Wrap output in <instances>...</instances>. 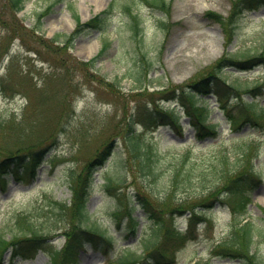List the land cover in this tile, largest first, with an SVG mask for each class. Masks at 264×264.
I'll use <instances>...</instances> for the list:
<instances>
[{
	"label": "rangeland",
	"instance_id": "374dc122",
	"mask_svg": "<svg viewBox=\"0 0 264 264\" xmlns=\"http://www.w3.org/2000/svg\"><path fill=\"white\" fill-rule=\"evenodd\" d=\"M149 1L24 0L22 10L15 12L7 0H0V151L29 146L46 150L30 183L16 181L10 173L0 176L6 187L0 189V236L8 239L18 233L17 217L39 218L44 196L69 202V171L82 175L87 164L110 145L111 155L93 171L87 202L86 227H97L102 237L91 239L84 229L77 230L84 243L77 264H116L128 252L139 256L140 241L152 235L156 243L141 264L206 260L209 264H264L263 148L256 159L261 181L250 191L244 217L256 222L262 237L252 248L254 258L235 259L213 252L233 223L228 201L216 203L206 216L189 217L185 211L168 218L169 205L159 201L167 177L160 175L155 181L159 186L148 187L150 182L139 179L132 169L123 139L130 115L143 121V115L164 103L179 113L185 126L183 140L190 141L177 143L181 141L173 131L158 124L152 138L161 151H181L190 144L195 154H209L239 136L260 143L263 128L252 131L246 125L232 131L227 113L210 95V120L220 122L217 135L203 143L194 140L178 97L182 90L214 74L221 59L264 57V0H254L250 6L249 0H164L162 7ZM240 2L245 7L233 16ZM97 15L104 20L103 28L85 25ZM223 66L218 75L238 88V98L250 102V95L257 94L256 100L264 105V62L243 71ZM234 97L232 92L227 103H235ZM134 131L142 133L143 125H135ZM108 177L123 182L121 188H105ZM137 193L149 199L153 217L138 204ZM172 193L175 199L193 195ZM175 204L171 210H180L173 208ZM130 206L135 207L131 220ZM132 222H137L133 231ZM56 225L59 228L50 234L47 245L59 249L65 244L62 231L67 222ZM20 252L12 264H48L44 253ZM9 258L7 250L4 264Z\"/></svg>",
	"mask_w": 264,
	"mask_h": 264
},
{
	"label": "trees",
	"instance_id": "16d2710c",
	"mask_svg": "<svg viewBox=\"0 0 264 264\" xmlns=\"http://www.w3.org/2000/svg\"><path fill=\"white\" fill-rule=\"evenodd\" d=\"M7 2L15 12L20 11L24 4V0H7ZM254 2V0H249V6ZM148 3L155 7H162L164 0H151ZM241 4L244 3L240 2L237 5L233 16H236L238 11L242 9L241 6L245 7V4ZM214 17L220 18L219 16ZM217 20L221 21L220 19ZM103 21L100 16L94 17L85 25L103 28ZM242 57L244 58L242 61L221 59L214 67V74L202 78L199 82L189 86V89L180 92L178 98L182 102L183 112L187 119L186 125L192 130L194 140L203 143L217 135L215 129L219 122L214 123L210 120L213 108L209 104L210 98H207L209 94H212L216 99V106L227 113L228 125L232 130L239 131L246 125L252 131H257V128L264 129V105H260L256 101L255 94L251 95L253 99L250 102L244 100L232 105L228 104L231 93H237L238 89L226 84L218 75L225 64L229 67L246 70L250 69L252 64L264 62L263 56ZM225 94L228 95L226 100H221ZM236 99L235 101H237ZM237 108L241 110L236 111ZM158 109L143 115L141 118L143 121L138 122L131 115L125 121L126 131L123 139L126 151L132 159V169L136 174L139 173V179L150 182L147 184L148 187H152V184L154 187L159 186L155 181L160 175L167 177L164 183L166 191L163 196H159V201L161 204L169 205L167 217L170 219H174L185 211H189L191 216L195 214L206 215L207 212L211 213L216 203L228 201L233 212V223L228 235L215 245L213 252L218 256L235 259L249 258V255L254 258L252 248L255 241L262 235L258 232L259 228L256 222L246 220L244 217L247 214V206L251 202L250 191L261 181L260 169L256 159L261 148L264 152V139H261L260 143L257 144V142H249L242 136L230 138L226 142L229 144H225L226 147L217 148L209 154H195L194 147L190 144H187L181 151H161L158 144L153 141L151 134L153 129L158 124L168 126L176 135V139L181 141L185 126L180 122L181 116L175 108H165L164 104H159ZM138 124L143 125V133L138 134L134 131L135 125ZM45 151L44 148L42 150L32 149V146L24 149L6 148L3 152L0 151V154L3 153L0 158V176L11 172L16 181L31 182ZM111 153V147L107 145L87 164L82 175H75L72 170L69 171L68 182L71 190L69 203L44 196L45 206H42L44 211L39 218L31 216L25 219L22 217L15 218L14 225L18 229V233L8 239L0 236V264H2L4 252L9 248L12 250V257L19 255L20 251L35 252L42 250L48 256L50 264H77L81 246L84 244L80 240V234H77V230L84 229V232L91 239L97 238V236L102 237L97 227H86V221L89 218L87 216V202L93 186L92 173L104 163ZM122 183L117 178L108 177L104 187L108 190L120 189ZM193 183L197 187H194ZM0 187L2 190L5 189L2 183H0ZM173 191L178 193L192 192L193 195L175 199ZM136 200L144 211L153 217L149 199L143 198L137 193ZM174 202L177 204L173 208L180 209L178 214V211L171 210ZM134 209L133 206L129 208L130 220ZM58 222H67V227L62 231L66 240L61 249L47 245L50 234L59 228L56 225ZM47 223L51 224L49 228L46 226ZM136 226L137 222H132L131 230L133 231ZM157 227H159L158 224ZM140 243L141 253L139 256L135 257L128 253L119 260L118 264H132L135 261L141 264L140 260L150 253L149 251L156 243V238L152 235L144 238ZM194 264H209V262L200 263L197 261Z\"/></svg>",
	"mask_w": 264,
	"mask_h": 264
},
{
	"label": "bare ground",
	"instance_id": "6f19581e",
	"mask_svg": "<svg viewBox=\"0 0 264 264\" xmlns=\"http://www.w3.org/2000/svg\"><path fill=\"white\" fill-rule=\"evenodd\" d=\"M85 47H87V46H85Z\"/></svg>",
	"mask_w": 264,
	"mask_h": 264
}]
</instances>
